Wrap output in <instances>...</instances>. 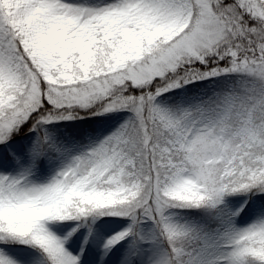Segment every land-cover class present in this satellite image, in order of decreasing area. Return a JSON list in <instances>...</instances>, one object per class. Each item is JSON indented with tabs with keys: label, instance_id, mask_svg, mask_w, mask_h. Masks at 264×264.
<instances>
[{
	"label": "snow or ice",
	"instance_id": "obj_1",
	"mask_svg": "<svg viewBox=\"0 0 264 264\" xmlns=\"http://www.w3.org/2000/svg\"><path fill=\"white\" fill-rule=\"evenodd\" d=\"M0 264H264V0H0Z\"/></svg>",
	"mask_w": 264,
	"mask_h": 264
}]
</instances>
